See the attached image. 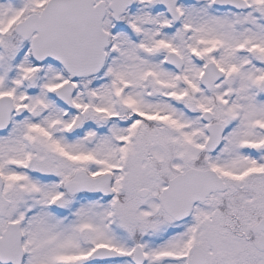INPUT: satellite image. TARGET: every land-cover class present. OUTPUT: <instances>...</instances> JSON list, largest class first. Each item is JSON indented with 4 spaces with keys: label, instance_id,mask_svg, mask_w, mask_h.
<instances>
[{
    "label": "snow or ice",
    "instance_id": "6c2138e0",
    "mask_svg": "<svg viewBox=\"0 0 264 264\" xmlns=\"http://www.w3.org/2000/svg\"><path fill=\"white\" fill-rule=\"evenodd\" d=\"M0 264H264V0H0Z\"/></svg>",
    "mask_w": 264,
    "mask_h": 264
}]
</instances>
